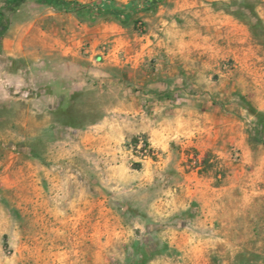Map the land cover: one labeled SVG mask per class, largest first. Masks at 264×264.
Listing matches in <instances>:
<instances>
[{
  "label": "rangeland",
  "instance_id": "374dc122",
  "mask_svg": "<svg viewBox=\"0 0 264 264\" xmlns=\"http://www.w3.org/2000/svg\"><path fill=\"white\" fill-rule=\"evenodd\" d=\"M112 6L0 0V264H264V0ZM133 99L167 147L91 140Z\"/></svg>",
  "mask_w": 264,
  "mask_h": 264
},
{
  "label": "crops",
  "instance_id": "0c3cea01",
  "mask_svg": "<svg viewBox=\"0 0 264 264\" xmlns=\"http://www.w3.org/2000/svg\"><path fill=\"white\" fill-rule=\"evenodd\" d=\"M77 85L78 83H75V87ZM116 110L119 114H115L113 117H105L103 121L92 126L96 135H91V140L101 143L109 149H115L124 140L143 133L157 148L162 149L169 145L173 134L165 129L167 121L164 120L161 112L162 105L155 108L156 116L153 118L145 114L142 105L136 99L131 102L119 103Z\"/></svg>",
  "mask_w": 264,
  "mask_h": 264
},
{
  "label": "trees",
  "instance_id": "16d2710c",
  "mask_svg": "<svg viewBox=\"0 0 264 264\" xmlns=\"http://www.w3.org/2000/svg\"><path fill=\"white\" fill-rule=\"evenodd\" d=\"M52 1L58 3L61 7H63L67 11L77 10L82 12L89 7H98L99 10L101 11H110L113 8L112 0H99L98 2L92 3L90 5H84L73 0H52ZM137 167H139L138 164Z\"/></svg>",
  "mask_w": 264,
  "mask_h": 264
},
{
  "label": "built area",
  "instance_id": "2783aa9c",
  "mask_svg": "<svg viewBox=\"0 0 264 264\" xmlns=\"http://www.w3.org/2000/svg\"><path fill=\"white\" fill-rule=\"evenodd\" d=\"M129 149L133 151L140 159L152 156V148L149 140L144 136L136 137L129 145Z\"/></svg>",
  "mask_w": 264,
  "mask_h": 264
}]
</instances>
